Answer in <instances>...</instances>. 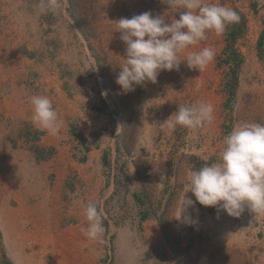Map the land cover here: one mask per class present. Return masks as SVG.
Wrapping results in <instances>:
<instances>
[{"label":"crops","instance_id":"crops-1","mask_svg":"<svg viewBox=\"0 0 264 264\" xmlns=\"http://www.w3.org/2000/svg\"><path fill=\"white\" fill-rule=\"evenodd\" d=\"M153 1L158 7L162 2ZM35 7L29 0H0V249L8 262L97 264L99 240L88 239L82 231L88 223L84 208L88 202H96L103 211L105 232L110 233L115 219L109 216L107 204L119 191L129 190L153 201L145 206V228H158L177 183L183 186L179 206L183 224L189 226L209 216L215 221L220 217L221 227L231 224L232 216L201 205L187 191V174H169L170 180H166L167 106L177 109L182 105L180 87L207 85L212 68L207 66L202 72L193 69L199 73V82L196 78L186 82L192 79L186 77L189 68L184 64L171 74L161 71L155 83L135 86L136 91H124L119 85L120 93H137L141 100L142 124L130 126L126 132L117 120V113L124 110L117 102L120 109L111 105L103 84L90 78L88 62L84 67L77 61L79 49L72 46L81 45L83 50V35L74 30L78 43L72 39L68 42L70 31L63 29L60 36L55 30L59 23H46ZM150 11L164 15L169 23L179 18V14L171 15L166 9L165 14ZM67 17L66 23L71 26L73 21ZM59 38L64 40L60 54L54 49ZM57 43L62 46V41ZM169 88L173 90L168 93ZM34 95L52 101L60 125L57 134L33 122L30 97ZM214 129L205 128V144L197 150L205 162L218 153L219 144L210 138L213 134L217 137ZM126 134L138 137L131 141ZM212 163L219 162L208 164ZM185 198L192 199L194 205L184 207Z\"/></svg>","mask_w":264,"mask_h":264},{"label":"rangeland","instance_id":"rangeland-1","mask_svg":"<svg viewBox=\"0 0 264 264\" xmlns=\"http://www.w3.org/2000/svg\"><path fill=\"white\" fill-rule=\"evenodd\" d=\"M29 1L35 2V11L46 23H59L55 30L60 36L65 31L63 29L70 31L71 35L69 32L66 35L68 42L74 40L78 43V36L73 35L74 30L83 35L84 49H81V45L72 46L73 50L79 49L76 51L77 61L83 63L84 67L88 62L90 78L103 84L111 105L118 104L124 110L117 113L119 125L128 132L130 126L142 124L140 95L120 93L121 88L115 85L120 66L125 62L126 48L117 31L116 21L151 9L160 14H165L166 9L171 15H178L176 8L169 7L164 0L159 7L153 0H61V7L51 11L40 7L42 0ZM207 2L234 9L239 13L240 20L228 25L222 35L208 32L206 40L181 53V58H184L188 52L199 51L204 47L215 50V58L207 65L212 68V74L207 76V85L179 88L181 106L199 101L211 103L214 119L212 124L206 123L194 130L179 125L169 128L165 123V132H169L165 134L166 153L169 155L166 180H170L169 174H188L189 170L198 169L204 164L220 162V153L225 147L224 138L234 126L244 122L264 123V0ZM151 5L156 7L151 8ZM66 16L72 19L71 26L66 23ZM59 41H62V46L57 43ZM57 42L54 49L57 48L60 54L64 40L59 38ZM184 64L187 65L186 61L180 66ZM185 75L192 79L186 82L191 83L195 78L199 82L198 71L188 69ZM172 90L169 88L168 93ZM168 93L170 100L171 95ZM167 108L166 120L176 111L171 105ZM213 127L218 132L217 137L213 134L210 138L214 144H219L218 153L205 162L197 150L201 144H205L202 132L205 128ZM136 137L126 134V138L131 141ZM206 137L209 138V135ZM173 186L175 188L165 213L159 218L158 228L154 229L145 228L142 215L146 204L152 203V200H138L140 196L137 195L138 198L129 190L119 191L116 198H111L107 208L109 216L115 219V228L110 233L106 231L99 240L97 264H264V213L255 214L246 209L240 217L232 216L231 224L222 227L220 217L215 221L210 216L187 226L182 223L183 211H179L183 201V186L181 183ZM169 187L172 188V185ZM154 193L157 196V188ZM0 264H11L2 255L1 249Z\"/></svg>","mask_w":264,"mask_h":264},{"label":"clouds","instance_id":"clouds-1","mask_svg":"<svg viewBox=\"0 0 264 264\" xmlns=\"http://www.w3.org/2000/svg\"><path fill=\"white\" fill-rule=\"evenodd\" d=\"M175 7L179 18L167 22L164 15L151 11L122 17L117 22L120 39L125 43V62L120 66L116 83L124 91L146 82L155 83L161 71L179 70L186 61L189 69L202 72L215 58V50L204 47L188 52L187 48L207 39L214 31L222 35L227 26L238 23L240 15L234 9L210 3L207 0H164ZM40 7L56 11L61 0H42ZM33 106V122L57 134L60 130L58 113L47 96L30 97ZM214 119V107L205 101L179 106L164 122L169 128L177 125L197 129ZM225 147L220 153V162L204 164L189 170L187 179L191 191L203 206H213L233 217H240L247 209L252 213H264V123L244 122L233 127L224 138ZM185 198L184 207L194 205ZM87 219L86 237L97 241L103 237V211L96 202H88L84 208ZM185 220L191 223L190 218Z\"/></svg>","mask_w":264,"mask_h":264},{"label":"trees","instance_id":"trees-1","mask_svg":"<svg viewBox=\"0 0 264 264\" xmlns=\"http://www.w3.org/2000/svg\"><path fill=\"white\" fill-rule=\"evenodd\" d=\"M138 198H139V196H137ZM138 200H143V199H138ZM143 219H146V218H148V213H147V210H145L144 212H143Z\"/></svg>","mask_w":264,"mask_h":264}]
</instances>
